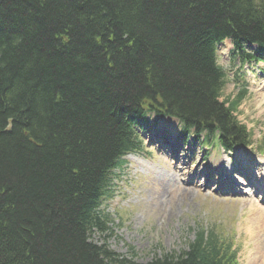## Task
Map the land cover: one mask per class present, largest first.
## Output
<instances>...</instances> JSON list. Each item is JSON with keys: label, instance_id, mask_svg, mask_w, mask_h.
I'll return each mask as SVG.
<instances>
[{"label": "trees", "instance_id": "1", "mask_svg": "<svg viewBox=\"0 0 264 264\" xmlns=\"http://www.w3.org/2000/svg\"><path fill=\"white\" fill-rule=\"evenodd\" d=\"M225 39L260 51L264 0H0V264H237L203 225L179 252L120 255L101 209L150 115L246 142V90L220 100Z\"/></svg>", "mask_w": 264, "mask_h": 264}, {"label": "rangeland", "instance_id": "2", "mask_svg": "<svg viewBox=\"0 0 264 264\" xmlns=\"http://www.w3.org/2000/svg\"><path fill=\"white\" fill-rule=\"evenodd\" d=\"M231 50L232 44L226 42L219 51V65L227 73L221 100L232 101L246 86L248 93L234 115L247 127L254 145L241 150V154L261 155L257 152L261 148L264 157V64L239 65L238 59H231ZM240 71L245 77L236 83L234 74ZM155 121L156 125H144L142 131L146 152L126 158L104 202L113 234L109 247L120 255L146 262L164 251L183 250L194 236L190 231L198 225L213 226L233 241L238 264H263L264 216L258 214L264 212L263 197L254 194L239 176H235L241 189L237 194L218 192L214 187L216 176L210 178L207 187L206 176L196 183L189 180L192 171L194 175L196 170L216 163L226 167L222 159L228 161L229 156L217 144L207 149L192 137L184 144L179 135L171 136L178 149L174 167L169 153L162 152L159 144H171V138L160 129L174 128L176 123L169 118Z\"/></svg>", "mask_w": 264, "mask_h": 264}, {"label": "bare ground", "instance_id": "3", "mask_svg": "<svg viewBox=\"0 0 264 264\" xmlns=\"http://www.w3.org/2000/svg\"><path fill=\"white\" fill-rule=\"evenodd\" d=\"M163 129H166L167 130V128H163ZM170 131V130H169ZM162 145H160V147H159V149L160 150H162V151H168L169 150V148L166 146V145H163L162 147H161ZM260 213V214H259ZM261 213L263 214V216H264V212L263 211H258V214L261 216ZM263 216H262V218H263ZM262 249H260V251H261ZM264 252V251H263ZM259 255V254H258ZM264 258V257H263ZM263 264H264V262H263Z\"/></svg>", "mask_w": 264, "mask_h": 264}]
</instances>
